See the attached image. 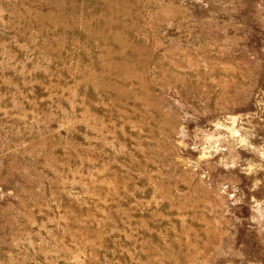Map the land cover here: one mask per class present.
Wrapping results in <instances>:
<instances>
[{
    "label": "rangeland",
    "instance_id": "obj_1",
    "mask_svg": "<svg viewBox=\"0 0 264 264\" xmlns=\"http://www.w3.org/2000/svg\"><path fill=\"white\" fill-rule=\"evenodd\" d=\"M0 264H264V0H0Z\"/></svg>",
    "mask_w": 264,
    "mask_h": 264
}]
</instances>
